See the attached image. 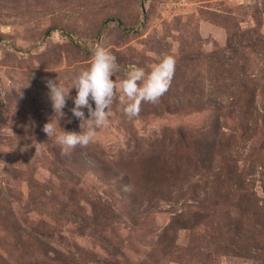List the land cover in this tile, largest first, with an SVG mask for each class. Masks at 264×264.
I'll use <instances>...</instances> for the list:
<instances>
[{
	"label": "rangeland",
	"instance_id": "374dc122",
	"mask_svg": "<svg viewBox=\"0 0 264 264\" xmlns=\"http://www.w3.org/2000/svg\"><path fill=\"white\" fill-rule=\"evenodd\" d=\"M101 44L171 85L64 155ZM0 264H264V0H0Z\"/></svg>",
	"mask_w": 264,
	"mask_h": 264
},
{
	"label": "clouds",
	"instance_id": "9594fccd",
	"mask_svg": "<svg viewBox=\"0 0 264 264\" xmlns=\"http://www.w3.org/2000/svg\"><path fill=\"white\" fill-rule=\"evenodd\" d=\"M175 70V60L171 55H163L154 66L130 65L124 77L118 82L114 77L120 71L116 56L103 44L93 50L90 65L80 70L72 80L70 87L57 79H48L49 99L52 102L54 117L47 122L43 131L48 138L55 139L62 153L68 155L76 146L86 147L94 141L97 130L110 123L111 107L118 100L123 113L135 118L142 102L156 103L169 89ZM75 88V97L70 90ZM119 91V96L117 92ZM71 98L74 107L71 112L80 120V131H65L59 126V120L65 115L63 109ZM94 102L95 107L93 108ZM87 109V117L84 109Z\"/></svg>",
	"mask_w": 264,
	"mask_h": 264
}]
</instances>
